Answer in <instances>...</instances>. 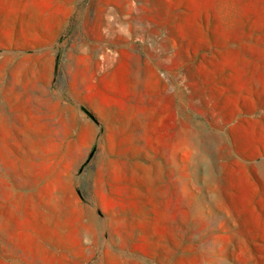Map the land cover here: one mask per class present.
<instances>
[{
	"label": "rangeland",
	"instance_id": "obj_1",
	"mask_svg": "<svg viewBox=\"0 0 264 264\" xmlns=\"http://www.w3.org/2000/svg\"><path fill=\"white\" fill-rule=\"evenodd\" d=\"M0 264H264V0H0Z\"/></svg>",
	"mask_w": 264,
	"mask_h": 264
}]
</instances>
